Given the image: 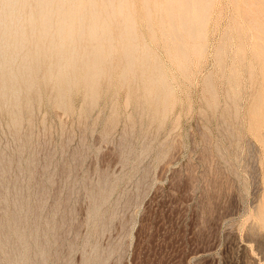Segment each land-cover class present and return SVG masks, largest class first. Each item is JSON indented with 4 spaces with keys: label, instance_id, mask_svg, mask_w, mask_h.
<instances>
[{
    "label": "rangeland",
    "instance_id": "obj_1",
    "mask_svg": "<svg viewBox=\"0 0 264 264\" xmlns=\"http://www.w3.org/2000/svg\"><path fill=\"white\" fill-rule=\"evenodd\" d=\"M199 1L207 15L191 32L164 0H92L112 15V60H80L60 79L49 49L22 58L33 42L0 57V71L34 67L30 83L0 85V264H264V124L249 116L264 66L237 0ZM123 13L139 32L129 53L146 56L131 71L116 40Z\"/></svg>",
    "mask_w": 264,
    "mask_h": 264
},
{
    "label": "bare ground",
    "instance_id": "obj_2",
    "mask_svg": "<svg viewBox=\"0 0 264 264\" xmlns=\"http://www.w3.org/2000/svg\"><path fill=\"white\" fill-rule=\"evenodd\" d=\"M152 1V0H151ZM158 1V0H157ZM207 1V0H205ZM209 1V0H208ZM83 0H0V57H3V59H10V58H16L17 55L19 54V51L23 48L24 45H26L27 42H33V52L29 53L26 52L22 55V58L24 59L25 57H42L40 56V53L46 50H50L52 52L49 53L48 57L50 58H55V62L49 63L50 60L46 61L49 63L46 68H51L54 69L56 68L57 73V78H61L60 75H62L63 70L67 69H74L78 63V61L81 60L82 63L85 65L91 64V62H97V63H102L107 62V60H112L111 58V53L112 50L114 49V40L113 36L111 34V24L107 21L109 18L112 16L108 11L106 12H101V10H96L94 7V3L92 0H87V3L89 6H82ZM95 2V1H94ZM102 2V1H100ZM105 2V0H104ZM106 0V3L108 6H111L112 9L117 7L120 9L123 5H128L130 4V0ZM163 2V0H162ZM164 2L167 4L166 9L171 10V9H176V10H181L184 11V21H188L185 24H179L182 25V29L185 31L184 28H187L189 30L191 28L194 29L195 25L193 22L195 20L201 21L203 20L207 15L204 14V6L202 3H200L199 0H164ZM203 2V1H202ZM99 3V0H98ZM97 3V4H98ZM114 3V4H113ZM160 3V2H159ZM235 3H239L240 7V13L242 15V18L245 19L246 21V27L248 28V31L250 32L249 36L252 38L253 43L256 47V52L259 55V60L260 64L264 66V0H237ZM96 4V3H95ZM161 4V3H160ZM205 4V3H204ZM116 5V6H114ZM146 5V4H145ZM159 5V4H158ZM157 5V7H158ZM208 5V4H207ZM105 6V5H104ZM160 6V5H159ZM163 6V4H162ZM161 6L162 9H164ZM206 6V5H205ZM97 7V6H96ZM100 7V6H98ZM165 7V6H164ZM130 8V7H129ZM155 8H156V3H155ZM160 8V7H159ZM208 8V7H207ZM128 9V8H127ZM161 9V10H162ZM165 9V10H166ZM174 9V10H175ZM204 9V10H203ZM82 11L79 13H74V11ZM77 11V12H78ZM118 14V13H117ZM168 14V13H167ZM133 15V14H132ZM174 15V14H173ZM172 15V16H173ZM179 15V14H178ZM162 16V15H161ZM165 16V14H164ZM167 16V15H166ZM177 16V15H176ZM181 16V15H180ZM178 16V17H180ZM209 16V15H208ZM117 17V16H115ZM171 17V16H170ZM183 17V16H182ZM119 18V17H118ZM132 16L128 13L124 15L123 13V22L121 24V27L118 28L119 32L117 33V39L120 42V48L121 51L123 52L125 58H126V66L128 70H132V67L134 66V63L136 59L138 61L145 59L144 56L141 57L139 53L137 58L132 56L129 52L135 46L132 41L135 38V35L139 32H137L138 29H135V25L132 22ZM134 18V17H133ZM163 18V16H162ZM173 20V17L171 18ZM207 19V18H206ZM134 20V19H133ZM176 20V19H175ZM174 20V21H175ZM180 20V21H183ZM110 21V20H109ZM179 21V22H180ZM204 21V20H203ZM114 22V21H113ZM119 22V21H118ZM169 22V21H168ZM178 22V21H177ZM136 23V22H135ZM172 23V22H171ZM176 23V22H175ZM175 23H172L171 26ZM181 23V22H180ZM183 23V22H182ZM119 24V23H118ZM163 24V23H162ZM166 23H164L165 25ZM178 24V23H177ZM176 24V26H177ZM198 24V23H197ZM204 24V23H203ZM138 25V24H137ZM161 25V24H160ZM178 25V26H179ZM194 25V26H193ZM163 26V25H162ZM161 26V27H162ZM167 27V25H165ZM169 26V25H168ZM202 26V24H201ZM200 29L202 32V29ZM114 27V26H113ZM153 27V26H152ZM180 27V26H179ZM190 27V28H188ZM160 28V26H159ZM164 27H162L163 30ZM168 28V27H167ZM172 28V27H171ZM176 28V27H174ZM173 28V29H174ZM117 29V30H118ZM161 29V28H160ZM178 29V28H177ZM181 29V28H180ZM178 29V31L180 30ZM195 30V29H194ZM205 30V29H204ZM158 31V30H157ZM166 31V30H165ZM163 30V32H165ZM176 31V29H175ZM137 32V33H136ZM160 32V31H159ZM158 32V33H159ZM162 32V33H163ZM168 32V30H167ZM194 32V31H193ZM204 32V31H203ZM161 33V35H162ZM174 33V32H173ZM179 33V32H178ZM187 33V32H186ZM189 33V31H188ZM34 34H37L36 37L31 38L35 36ZM164 34V33H163ZM169 32L167 33L168 36ZM181 34V31H180ZM116 35V34H115ZM138 35V34H137ZM172 35V30L171 34ZM185 35V34H184ZM192 35V34H191ZM31 36V37H30ZM165 36V35H164ZM178 38L182 35H177ZM186 36V35H185ZM184 36V37H185ZM190 36V35H189ZM188 36V39L190 40ZM200 36H203L200 34ZM116 37V36H114ZM163 37V36H162ZM170 37V36H169ZM175 37V36H173ZM195 37V36H194ZM139 39V38H138ZM170 39V38H169ZM177 39V38H174ZM197 39V38H196ZM195 39V40H196ZM200 37H198V40ZM203 39V37H202ZM178 40V39H177ZM184 40V39H183ZM194 40V39H193ZM251 40V39H250ZM137 41V39H135ZM166 41V40H165ZM174 41V40H173ZM176 41V40H175ZM186 41L187 38H186ZM45 42H48L49 45H44ZM138 42V41H137ZM180 42H183L180 40ZM116 43V42H115ZM167 43V42H166ZM187 43V42H186ZM192 43H195L194 41ZM197 43V42H196ZM203 43V42H202ZM138 44V43H137ZM164 44V43H163ZM171 44V43H170ZM175 44V43H174ZM179 44V43H178ZM198 44V43H197ZM200 44V43H199ZM117 45V44H115ZM31 46V47H33ZM140 46V45H139ZM142 46V45H141ZM182 44L180 45V47ZM186 45H184L185 47ZM89 47V48H88ZM149 47V46H147ZM173 47V45H172ZM176 47V46H175ZM174 47V54L177 57L179 63L181 64L184 58V52L185 50H179L181 48L175 49ZM202 47V46H201ZM118 48V47H117ZM190 48V47H189ZM198 48V47H196ZM195 48V49H196ZM167 49V48H166ZM170 49H172L170 47ZM179 51H176V50ZM184 49V48H183ZM188 48H186L187 50ZM24 50V49H23ZM28 50V49H27ZM202 50V49H201ZM114 51V50H113ZM121 52L120 50H118ZM139 51V50H138ZM146 52V50H144ZM184 51V52H183ZM189 51V50H188ZM194 51V50H191ZM116 52V50H115ZM114 52V53H115ZM118 52V53H119ZM134 52V51H132ZM143 52V51H142ZM190 52V51H189ZM198 52V50H197ZM202 52V51H201ZM118 53L116 55H118ZM169 53V50H168ZM187 53V51H186ZM196 53V51H195ZM253 53V52H252ZM152 54V53H151ZM173 54V55H174ZM189 54V53H188ZM42 55V53H41ZM46 55V54H45ZM122 55V53H120ZM150 55V54H148ZM192 55H195L192 53ZM123 56V57H124ZM136 56V55H135ZM172 56V52H171ZM117 57V56H116ZM122 57V56H120ZM146 57V56H145ZM156 57V56H155ZM189 57V56H188ZM19 58V57H18ZM34 58V59H35ZM150 58V56H149ZM49 59V58H48ZM95 59V60H94ZM174 59V58H173ZM20 60V59H19ZM30 60V59H28ZM43 60V59H42ZM97 60V61H96ZM115 60V59H114ZM176 60V58H175ZM35 61V60H34ZM45 60H43L44 63ZM120 59L117 61L119 63ZM122 61V60H121ZM148 61V59H147ZM156 61V58H155ZM189 61V60H188ZM13 62V61H12ZM18 62V61H17ZM150 62V61H149ZM186 62V60H184ZM7 63V62H6ZM40 63V62H39ZM81 63V64H82ZM92 63V64H94ZM113 63V62H112ZM124 63V62H123ZM145 63V60L143 61ZM142 63V64H143ZM158 64V61L156 62ZM2 64V63H1ZM11 64V61L10 63ZM17 64V63H16ZM80 64V63H79ZM105 64V63H104ZM121 64V63H120ZM42 65V64H41ZM44 65V64H43ZM97 65V64H96ZM109 65V64H108ZM116 65V64H114ZM140 66V64H137ZM146 65V64H145ZM148 65V64H147ZM146 65V66H147ZM152 65V64H151ZM160 65V64H159ZM182 65V64H181ZM36 66V62H35ZM81 65H79L80 67ZM123 66V64H122ZM40 67V66H39ZM78 67V66H77ZM85 67V66H84ZM91 67V65H90ZM94 67V66H93ZM102 67V66H101ZM106 67V66H105ZM108 67V66H107ZM121 67V66H119ZM158 67V66H156ZM161 67V66H159ZM32 68H34L32 65L27 64L26 62H21L17 65H9L7 70H2L0 71V85L1 87H4V89H10V90H16L18 89V86H14L17 81H20L19 79H23L24 81H27V83H30L28 81L29 75L31 74ZM45 68V67H43ZM87 68V67H86ZM92 68V67H91ZM104 68V67H103ZM111 67H108L106 69H110ZM114 68V67H113ZM123 67H121L122 69ZM123 68V69H125ZM140 68V67H139ZM147 68V67H146ZM145 68V69H146ZM83 69V68H82ZM85 69V68H84ZM93 69H98V68H93ZM90 69L92 73H99V71L93 72L95 70ZM102 69V68H101ZM126 69V70H127ZM151 69V68H150ZM148 69V70H150ZM36 70V69H34ZM48 70V69H46ZM53 70V71H56ZM80 70V69H79ZM93 70V71H92ZM113 70V69H112ZM115 70V69H114ZM134 70V69H133ZM153 71V69H151ZM37 71V70H36ZM86 69L84 70V72ZM88 71L87 74H90ZM102 71V70H101ZM105 71V69H104ZM103 71V72H104ZM109 71V70H108ZM139 71V70H138ZM40 72H42L40 70ZM51 72V71H50ZM67 73V71H64ZM106 72V71H105ZM113 72V71H112ZM123 72V70H122ZM147 72V71H146ZM145 72V73H146ZM161 72V71H159ZM38 73V72H37ZM45 73V71H43ZM47 73V72H46ZM71 73V72H70ZM74 73V72H73ZM77 73V72H75ZM97 73V74H98ZM121 73V71H120ZM128 75L130 74L129 71H127ZM136 73V72H134ZM149 73V72H148ZM42 74V73H40ZM55 74V73H52ZM50 74V75H52ZM80 74V73H79ZM124 74V72H123ZM133 74V73H132ZM142 74V73H141ZM160 74V73H159ZM34 75V74H33ZM36 75V74H35ZM43 74L42 77H44ZM54 75V76H56ZM64 75V73H63ZM79 76L78 74H75ZM92 75L96 74H90L88 77H92ZM105 75V74H103ZM113 75V73H111ZM147 75V74H143ZM150 75V74H149ZM152 75V74H151ZM81 76V75H80ZM83 76V75H82ZM87 76V75H86ZM85 76V77H86ZM102 76V75H100ZM121 76V74H120ZM130 76V75H129ZM148 76V75H147ZM153 76V75H152ZM264 76V75H263ZM48 76L46 75L45 78ZM64 77V76H63ZM72 77V76H71ZM76 77V76H75ZM95 76V79L99 78ZM139 77V76H138ZM145 77V76H144ZM156 77V76H155ZM159 77V75H158ZM44 78V79H45ZM53 78V77H51ZM77 78V77H76ZM75 78V79H76ZM94 78V77H92ZM91 78V79H92ZM127 78V76H125ZM135 78V77H133ZM147 77L146 79H148ZM164 78V77H163ZM262 78V77H261ZM49 79V78H48ZM56 79V78H55ZM79 79V78H78ZM82 79V78H81ZM84 79V78H83ZM82 79V80H83ZM90 79V78H88ZM30 80H32L30 78ZM47 80V79H45ZM52 80V79H51ZM64 83L62 84L61 81H58V88H57V98L58 100L62 101V96L64 95L66 87L64 88L62 85H70L72 82V79H69L65 77ZM98 80V79H97ZM97 80L96 84H97ZM154 80V79H153ZM50 81V80H49ZM80 81V80H79ZM77 81V82H79ZM87 81V80H86ZM89 81V80H88ZM124 81V80H123ZM150 81V80H149ZM90 82V81H89ZM94 82V79L92 80ZM159 82V81H158ZM261 82V81H260ZM33 83V82H32ZM61 83V84H60ZM85 85V80L83 81ZM147 83H150L147 81ZM157 83V81L155 82ZM161 82H159L160 85ZM92 86L93 83H88ZM154 84V83H153ZM167 84V83H166ZM90 85L89 89L91 88ZM95 85V84H94ZM156 85V84H155ZM208 85V84H207ZM259 85V84H258ZM146 86V85H145ZM154 86V85H153ZM169 85L167 84L166 87ZM213 86V85H211ZM27 88V86L25 85ZM86 87V89H88ZM159 87V86H158ZM208 87V86H207ZM92 87L91 92L87 91L90 93V96L93 95V89ZM157 88V87H156ZM211 88V87H210ZM230 88V87H229ZM4 89L2 91L4 92ZM25 89V88H23ZM29 89V88H28ZM153 89V88H152ZM161 90V88L159 87ZM207 89V88H206ZM214 89V88H213ZM22 90V89H21ZM96 90V88H95ZM94 90V91H95ZM157 90V89H156ZM155 90V91H156ZM165 90V89H164ZM209 90V89H208ZM260 91H256L257 94L254 96V101L253 105L251 106L249 112L250 115L253 119V123L259 128L262 124H264V84L259 89ZM1 91V90H0ZM25 91V90H24ZM97 91V90H96ZM95 91V92H96ZM159 91V90H158ZM214 91V90H212ZM228 91V90H227ZM230 91V90H229ZM235 91V90H234ZM2 92V93H3ZM6 92V91H5ZM11 91H9L10 93ZM19 92V91H18ZM86 92V91H85ZM94 92V93H95ZM98 92V91H97ZM161 92V91H160ZM165 92V91H164ZM168 92V91H167ZM170 92V91H169ZM232 92V91H231ZM230 92V93H231ZM1 93V94H2ZM7 93V92H6ZM9 93H7L9 95ZM24 93V92H23ZM88 93V94H89ZM92 93V94H91ZM163 93V92H162ZM166 93V92H165ZM211 93V92H208ZM237 93V92H236ZM56 94V93H55ZM87 94V93H86ZM96 94V93H95ZM98 94V93H97ZM96 94V95H97ZM153 94V92L151 93ZM156 94V93H155ZM161 94V93H160ZM171 94V93H170ZM232 94V93H231ZM230 94V96H231ZM26 95V94H25ZM213 95V94H211ZM211 95L209 94V97L211 98ZM215 95V94H214ZM167 96V95H166ZM169 96V95H168ZM229 96V95H228ZM92 97L95 98L93 95ZM91 99L93 100V98ZM157 97V96H156ZM160 97V95H159ZM8 98V97H6ZM90 99V97H88ZM147 100L150 99L146 97ZM153 98V97H152ZM231 98V97H230ZM235 98V96H234ZM232 98V100L234 99ZM64 99V98H63ZM164 99V98H163ZM8 99L4 100L7 101ZM56 100V99H55ZM145 101V99H143ZM146 100V101H147ZM152 100V99H151ZM151 100L149 102H151ZM155 100V98H154ZM153 100V101H154ZM166 100V99H165ZM170 100V99H169ZM3 101V102H4ZM12 101V100H11ZM234 101V100H233ZM231 101V102H233ZM236 101V99H235ZM160 102V100H159ZM168 102V100H167ZM166 102V103H167ZM212 102V99L211 101ZM65 103V102H61ZM163 103V101H162ZM161 103V105H162ZM213 103V102H212ZM211 103V104H212ZM13 104V102H12ZM231 104V103H230ZM3 105V104H2ZM5 105V104H4ZM11 105V104H10ZM160 105V104H159ZM168 104H166L167 106ZM234 105V104H232ZM153 106V105H152ZM165 106V105H164ZM163 106V107H164ZM236 107V106H235ZM159 108V107H158ZM162 108V106H161ZM153 109V108H152ZM163 109V108H162ZM165 110V109H164ZM14 111V110H13ZM240 114V113H239ZM249 114V113H248ZM13 119V118H11ZM15 121V120H13ZM225 121V120H224ZM263 127V126H262ZM254 128V127H253ZM264 131V130H262ZM260 132V131H259ZM264 135V133H263ZM163 149V148H162ZM262 213V212H261ZM264 213V212H263ZM260 214V213H259ZM263 217V216H262Z\"/></svg>",
    "mask_w": 264,
    "mask_h": 264
}]
</instances>
